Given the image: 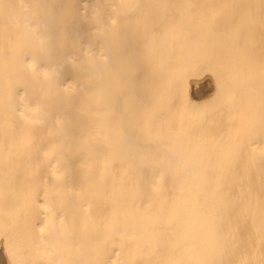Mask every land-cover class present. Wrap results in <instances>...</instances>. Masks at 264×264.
Masks as SVG:
<instances>
[{"label": "bare ground", "instance_id": "obj_1", "mask_svg": "<svg viewBox=\"0 0 264 264\" xmlns=\"http://www.w3.org/2000/svg\"><path fill=\"white\" fill-rule=\"evenodd\" d=\"M256 33L264 0H0V203L40 204L48 258L21 225L20 263L264 264Z\"/></svg>", "mask_w": 264, "mask_h": 264}, {"label": "rangeland", "instance_id": "obj_2", "mask_svg": "<svg viewBox=\"0 0 264 264\" xmlns=\"http://www.w3.org/2000/svg\"><path fill=\"white\" fill-rule=\"evenodd\" d=\"M255 36H256V45H255V47L257 48L256 52L258 53L260 48L262 49V45L264 47V44H262V42L264 43V39H263L264 35H259V33H256ZM258 44H260V45H258ZM262 78L263 77H261V79H260V81L262 80L261 84H256L254 86L255 89L253 88V91L255 92L253 94L254 97L262 98V100L260 102L258 100V103L255 104V107L253 109L256 112L255 113L256 117H253L254 119H252L253 127L255 126V129L252 127L251 121H247V123H249L251 128H249L248 127L249 125H247L246 130L248 129L250 131V135L253 134L252 137L255 136V140L254 141H257V144L259 143V147L257 146V148L260 149V146L262 144L263 145V150H264V121H260V118H259V116H263L264 117V98H263L264 97V90H262L263 89L262 86H264V82H263L264 78L263 79ZM260 85H262V86H260ZM257 93H258V95H257ZM250 109H252V108L250 107L249 110ZM246 124H245V126H246ZM243 128L245 129L244 125H243V127H241V132L242 133L244 132V130H242ZM252 130H255V131L252 133ZM241 132H240V134L243 137L245 134L244 133L242 134ZM246 134L248 135V133H246ZM242 137H241V139H242ZM239 144H240V148L241 149L243 147V151H245V152L248 151V153L250 152L249 150H247L243 146V144H241V142H239ZM261 150H257L256 149V150L253 151V149H252V152L254 153L255 151L257 152V151H261ZM258 153H260V152H258ZM261 153L263 154L264 151H262ZM4 204L5 205H3V203H0V215H1L0 216V243L4 242V241L5 242L7 241V243L11 245L10 249H7L8 251L10 250V253L14 252V251H18V250H19V252L21 251V255H19L20 257H18V258H16V257L15 258L14 257L9 258V261H8L7 264H22L20 262H23L24 261L23 259H25L24 257H26L25 256V253H26L25 250L27 248H25L26 246H24L25 245L24 242H26V240H25V238H23V235L20 234L21 233V228H22L21 225H23V228L25 229L24 232L26 231L25 232L26 234H27V232L30 234V238H29V239H31L30 241L31 242L33 241L32 242V246L34 245V247H33V249L31 247L32 254L35 255V256H36L35 252H37L39 254H42V252L45 251V250H42L41 247L39 248L37 246L38 244L36 243V240H35L36 237H37L36 236L37 232H39L38 235H40V231L39 230H41L40 227H38L36 225V222L38 221V218H39V221L41 219L40 215L38 214V210L41 211V209L39 208V209L36 210V208L41 207L40 204L38 203L39 204L38 206L33 204V207H32V210H31L30 213H26L25 211L23 213H20L18 211V208H20V207L17 205V203H15L16 205L14 203H4ZM10 207H12V208L14 207L15 210H16V213H17L16 214V213H14L15 211H13V213H14L13 218H15L14 222L11 221L12 220L11 219L12 218L11 214L9 215L8 212H6V211L4 212V210H3V208H5V209L7 208L8 209ZM22 214H24V215H22ZM41 220H43V219H41ZM42 234H44V233H42ZM43 236H45V235H43ZM35 248H37V249L39 248L41 250H37ZM43 254H44V252H43ZM43 256H42L43 258L41 260H43L45 262L48 261V260H46L48 258H46L44 260L45 255H43ZM19 258H21V260H23V261H21ZM40 258H41V255H40Z\"/></svg>", "mask_w": 264, "mask_h": 264}]
</instances>
